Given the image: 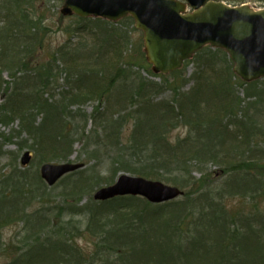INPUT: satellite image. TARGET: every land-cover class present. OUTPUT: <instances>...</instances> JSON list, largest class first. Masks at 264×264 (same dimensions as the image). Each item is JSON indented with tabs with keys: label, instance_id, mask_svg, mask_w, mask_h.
Returning a JSON list of instances; mask_svg holds the SVG:
<instances>
[{
	"label": "trees",
	"instance_id": "trees-1",
	"mask_svg": "<svg viewBox=\"0 0 264 264\" xmlns=\"http://www.w3.org/2000/svg\"><path fill=\"white\" fill-rule=\"evenodd\" d=\"M75 19L78 23L100 22L102 25L97 26L102 36L100 43L90 47L87 43L74 46L68 41L47 64H36L38 69L30 71L28 57L42 49L45 25L21 0H14L0 10L1 72L13 70L10 72L13 82L6 83L8 103L0 106V124L8 125L12 117L18 118L19 135H28L31 149L37 155L35 170L21 169L16 163L11 177L1 175L0 260H7L0 264H264V229L259 227L257 218V225L250 224L242 209L244 204L232 212L225 201L227 196L249 195L254 199L260 188L264 189V181L259 178L264 174L260 172L264 170V148L255 150L257 153L250 152V147L244 150L252 137L264 143L263 126H259L257 119L262 114L259 107L264 103V83L262 87H258L260 81L243 83L234 75L227 55L207 47L184 67L192 63L195 67L202 66V71H195L190 78L192 88L185 91L190 81L183 75L184 69L173 73L172 81L170 76H155L147 64L142 40L135 47L129 37L131 33L119 30L125 22L134 27L131 18L117 25ZM79 29L67 27L65 33L73 36ZM56 62L63 68L56 69ZM213 63L221 64L220 76H205V65L208 68ZM134 68L139 73H133ZM141 71L160 78L163 84L140 76ZM63 73L86 82L77 83L75 91L62 92L64 102L67 99L71 103L93 100L99 103L97 118L93 120L105 138L86 142L85 152L79 158L88 166L97 152L90 153L88 148L99 147L111 159V174L109 171L110 176L103 179L108 173L102 176L94 165L49 188L40 177V167L69 162L88 121L85 114L73 113L60 101L54 103V95L39 96L41 89L54 86ZM134 74L139 76L138 82L129 86L122 100L116 101L121 100L120 109L107 110L104 105L109 101L111 88L118 80H128ZM205 78L210 80L203 81ZM89 81L92 87H88ZM236 87L245 88V99ZM78 91L85 93L81 96ZM167 91L170 97L158 100ZM82 97L86 99L81 101ZM246 100L251 101L248 108L244 107ZM249 109L255 112L248 115ZM38 115H42L41 123L36 121ZM78 116L84 119L82 127L73 122ZM128 123L134 128L127 139H122L119 128L124 131ZM185 126L187 135L172 142L170 133ZM3 140L10 143L7 138ZM233 140H241V144H230ZM240 149L241 154L237 153ZM236 164H241L240 170L252 176V183L243 191L229 188V192H217L211 188L216 181L210 180L219 179L215 177L218 173L203 175L209 166L231 168ZM197 172L202 175L200 178L194 176ZM120 174L178 186L184 196L160 205L140 197L93 200L95 190L112 185ZM25 185L27 195L23 192ZM57 188H61L60 202L53 193ZM27 201L43 205L31 214L17 206ZM19 222L24 223L22 237L16 242L4 241L2 229ZM80 238L92 241L93 250L80 248Z\"/></svg>",
	"mask_w": 264,
	"mask_h": 264
},
{
	"label": "water",
	"instance_id": "water-1",
	"mask_svg": "<svg viewBox=\"0 0 264 264\" xmlns=\"http://www.w3.org/2000/svg\"><path fill=\"white\" fill-rule=\"evenodd\" d=\"M188 8L192 12H187ZM64 17L103 19L112 23L131 17L144 35V52L154 74L169 75L206 46L227 52L234 73L244 82L264 78V8L232 7L209 0H64ZM30 153L21 160L29 164ZM81 164H45L41 177L52 187ZM183 195L176 187L140 177L121 175L98 190L94 198L140 196L152 204L166 203Z\"/></svg>",
	"mask_w": 264,
	"mask_h": 264
},
{
	"label": "rangeland",
	"instance_id": "rangeland-1",
	"mask_svg": "<svg viewBox=\"0 0 264 264\" xmlns=\"http://www.w3.org/2000/svg\"><path fill=\"white\" fill-rule=\"evenodd\" d=\"M14 0H0V10L7 4L12 3ZM24 2V7L26 9H29L30 11H33L36 15V19H39L42 24L45 25V33L44 35V42L42 44V49L38 50L35 54H32L31 57H28V63L29 67L28 70L30 71H35L36 68L38 69L36 64H47L50 60L49 58L56 53V51L61 48L62 46L64 47L66 44H68V41L72 43L74 46H76L79 43H87L88 46H94V44H99L100 39L102 38L101 34L98 31V27L101 26L102 24L98 21H87V22H76L75 18H70V17H64L61 15L60 10L64 4V0H21ZM213 1H219V2H225L227 4H230L232 6H240L243 4L249 5L252 8L259 10L264 8V0H213ZM3 16H6L4 14ZM128 22H125L122 26L119 27V30L122 31H129L130 34V39L133 42L132 45L134 44L135 47L140 46V41L142 40L143 44V49H144V43H143V34L135 29L133 31L134 27H131ZM98 26V27H97ZM67 27H81L78 31L76 30L75 34L68 35L66 34V29ZM130 45V44H129ZM132 45L129 46V49L132 48ZM144 52V51H143ZM2 54V50L0 51V55ZM113 59H109V61H112ZM2 58L0 57V64L2 63ZM30 62H32L30 64ZM204 62H206V59H204ZM62 64V62H61ZM55 65V66H54ZM53 66L58 69L60 66V62H56ZM4 66V65H3ZM221 64L219 63H213L206 68V65L203 69L205 72V76L210 77L211 75L214 76H220L219 70H222L220 67ZM63 68V67H62ZM200 68V69H199ZM16 70V69H15ZM13 71V70H11ZM11 71H3L1 72V65H0V106L7 104L8 103V97L6 96V90H7V85L6 83L11 84L12 78L10 77V72ZM195 71L200 73L202 71V66L200 65L199 67L196 66L192 63L191 65L187 66L186 69L183 71V75H185V78L188 79L190 78ZM17 72V71H16ZM139 73V69L134 68L133 73ZM23 73H18V76H21ZM30 74V73H27ZM64 75L60 77L58 82L54 86H50L46 89H39V96L43 98H47L48 94L54 95V98L52 101L56 103V101H60L62 105L69 106L68 108L70 111L73 113H82L85 114L88 117L87 125H86V130L84 134L82 135V138H80V142H77V144L74 147V154L72 157H70L69 161L73 163H82V158L80 159L79 156L81 153L85 152V144L86 142H90L95 138L103 139L105 138L104 133L102 134L99 129L96 128L95 122L93 118H97L96 116V107L99 105L97 101H87L84 103H77L76 102H67L68 100L66 99L65 102L62 100L61 93L62 92H67L70 93L72 91H75L77 83L79 85H85L86 82H80L78 78H71L68 77L67 74L63 73ZM140 76L152 80L154 82H157L158 84H163V80L153 78L151 76H148L145 71L140 72ZM203 76L202 78H204ZM68 78V79H67ZM137 78L139 76L137 75H131V77L128 80L125 79H120L118 82L111 88V93H110V98L109 101L105 102L104 107L110 111L113 110H119V103L122 100V95L124 96L127 91H129V86L132 84H135V81H137ZM171 81L174 80V77L170 76L169 78ZM210 80L209 78L203 79V81ZM199 81V80H198ZM180 82V81H178ZM200 83V81H199ZM264 83V80L260 81V84L258 87H262ZM112 85V83H110ZM193 83H187L185 86V91H188L192 88ZM88 87H92L91 82H88ZM259 90V89H258ZM257 90V91H258ZM236 91L241 94V97L245 99V88H240L236 87ZM81 96L85 93L84 91H78ZM121 94V95H120ZM171 93L169 91L163 92V94L158 97V100L162 99H167L169 98ZM89 97V96H88ZM105 97V96H104ZM69 99V98H68ZM77 99V98H75ZM81 99V98H80ZM86 97H82L81 101H84ZM118 99H121L120 102H116ZM251 101H245V108H248L249 104ZM122 104V102H121ZM259 109L262 110V114L259 115L262 118L260 119L259 116H257V119H259L258 123L259 126H263L264 130V103L259 107ZM100 112H103V109H100ZM117 112V111H115ZM255 112L254 109H249L248 115H252ZM213 114V113H212ZM41 116L38 115L36 118L37 123H41ZM74 123H79L80 127L83 126L84 119L81 116H78L73 119ZM227 122V120H225ZM20 127H21V121H19L18 118L12 117L8 125H2L0 124V134L2 135V138H0V145H3L2 150H0V178L1 175H4L3 177H11L13 175L14 171V166L18 164V166L22 169L23 166L21 164V160L23 159L24 155L28 152L32 153V159L29 162V165L26 167L27 169H32L35 170L37 168V155H35V152L31 149V142L26 134H21L19 135L20 132ZM60 127V125H59ZM134 125L132 123H128L127 127L124 129V131L121 130V138L122 139H127L130 135V132L133 130ZM188 127H177L174 131L170 133V139L172 142L177 141L180 138H184L187 135V130ZM262 130V129H260ZM91 132H93L94 136H91ZM96 132V134L94 133ZM80 135V134H79ZM96 136V137H95ZM9 139L10 141L9 144L4 143L3 139ZM71 138V137H69ZM72 139V138H71ZM76 139V138H75ZM252 142L249 141V143L245 144L244 150L247 151V148L250 147L252 148L250 152L255 151L257 149H263L264 148V143H259L256 138H251ZM77 140V139H76ZM234 142H231L230 144H241V140H233ZM261 141L264 142V137L261 138ZM258 144H256V143ZM20 144L22 145V148H20ZM30 147V148H29ZM1 149V148H0ZM90 153H93L94 159L93 161L88 164V166H84V169H89L92 166L97 167V171L101 172L103 175L106 176L108 173V176H106L103 179H107L109 175V171L111 174V167H110V162L111 159L108 158L107 154L105 153L104 150L101 148H96L95 146H92V148H88ZM237 153L241 154L242 151H238ZM255 153H257L255 151ZM240 155L237 156L236 160L239 158ZM13 157V158H12ZM16 161H15V160ZM242 158H240L241 160ZM244 161L247 160L246 156L243 158ZM84 162V161H83ZM17 163V164H16ZM61 162H57V164H60ZM84 164V163H82ZM85 165V164H84ZM260 166V165H258ZM242 167L241 164H236L233 165L231 168L226 167H221V165H218L216 167L214 166H209L207 167V170L203 175L207 174L208 172H217L218 174L215 175V177L219 178L216 180H210V181H216L215 185H211V188L215 191H228L229 188H231L233 191H243V189H247L249 185L252 183V176L250 173L246 170H240ZM264 172V170L260 171ZM260 174V173H259ZM255 174V175H259ZM196 178H200L202 175L200 173H195L194 175ZM260 180L264 181V174L262 176H259ZM102 183H104V180H102ZM105 184V183H104ZM230 187H227V186ZM206 186V185H205ZM232 186V187H231ZM103 187V186H102ZM27 186L25 185L23 188L24 194L27 195ZM51 191V190H50ZM61 192V188H57L56 190L53 191L54 197L57 198V201L60 202V197L59 193ZM229 195V194H228ZM257 197L252 199L253 197L246 195V197H238V196H227L225 201L227 204V207L234 212V210L237 207H240L241 204H244L245 206L242 208L243 211L245 212V216L247 218L249 217L250 219V224L257 225L255 223V218H257V221H259V227L263 230L264 228V189L259 190L258 194L256 195ZM26 201V200H25ZM86 201V200H84ZM43 203H40L39 201H33L23 205V203L18 204V208L20 209L21 207L25 208L26 210L28 209V213H33L32 211H36L42 207ZM31 208V209H30ZM239 209V208H237ZM236 209V210H237ZM27 214V212H26ZM28 214V215H31ZM258 214V215H256ZM256 215V216H255ZM242 216V214H241ZM12 226L5 227L2 229V237L3 240L6 242H16L18 241L19 237H22L24 233V223L19 222V223H12ZM32 225V224H30ZM79 242V247L82 248L83 250H88L92 251V241H89L87 238H80L78 240ZM87 251V252H89ZM86 252V251H85ZM7 259L3 258L0 260V263L6 261Z\"/></svg>",
	"mask_w": 264,
	"mask_h": 264
},
{
	"label": "bare ground",
	"instance_id": "bare-ground-1",
	"mask_svg": "<svg viewBox=\"0 0 264 264\" xmlns=\"http://www.w3.org/2000/svg\"><path fill=\"white\" fill-rule=\"evenodd\" d=\"M12 225H13V224H9L8 226H12ZM8 226H7V227H8Z\"/></svg>",
	"mask_w": 264,
	"mask_h": 264
}]
</instances>
